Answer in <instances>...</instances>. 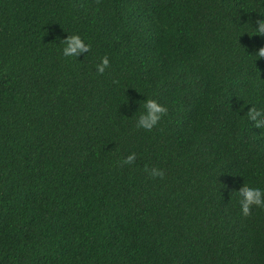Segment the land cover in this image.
<instances>
[{
  "label": "trees",
  "instance_id": "1",
  "mask_svg": "<svg viewBox=\"0 0 264 264\" xmlns=\"http://www.w3.org/2000/svg\"><path fill=\"white\" fill-rule=\"evenodd\" d=\"M262 9L0 0V264H264V208L243 216L236 196L264 189L246 120L264 108V36L245 31ZM72 32L85 57L60 55ZM146 96L167 108L152 130L134 126Z\"/></svg>",
  "mask_w": 264,
  "mask_h": 264
},
{
  "label": "clouds",
  "instance_id": "2",
  "mask_svg": "<svg viewBox=\"0 0 264 264\" xmlns=\"http://www.w3.org/2000/svg\"><path fill=\"white\" fill-rule=\"evenodd\" d=\"M254 12L258 14L257 18L254 21L250 19L245 31L251 28L257 35L264 36V9ZM59 43L62 45L60 55L65 58H78L82 54L85 57L91 48V44L86 42L78 32L67 33L66 37L61 39ZM255 54L259 58H264V46H260L255 51ZM109 65V56L105 54L99 58V62L93 64V67L96 73L103 74ZM142 107L143 111L140 112L134 126L145 130H152L167 112V108L163 104L159 103L157 99L148 96L143 99ZM246 120L252 124L253 128L264 130V108L253 105L248 107ZM135 162V152H130L120 160L122 165H132ZM145 171L153 178L163 179L165 175L163 169L155 166L151 168L145 167ZM236 196L238 197L240 213L243 216L250 214L252 206L264 208V189L260 187L243 184L242 187L236 190Z\"/></svg>",
  "mask_w": 264,
  "mask_h": 264
}]
</instances>
